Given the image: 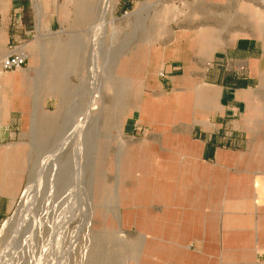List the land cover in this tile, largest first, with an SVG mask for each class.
<instances>
[{
    "label": "rangeland",
    "instance_id": "1",
    "mask_svg": "<svg viewBox=\"0 0 264 264\" xmlns=\"http://www.w3.org/2000/svg\"><path fill=\"white\" fill-rule=\"evenodd\" d=\"M232 1L134 0L122 10L117 0H54L53 26L29 37L26 65L0 69V264L159 262V253L146 258L149 243L157 247L156 218L142 220L168 205L153 185L162 156L151 146L166 150L165 139L183 131L164 116L189 87L148 90L150 57L187 55L201 70L246 67L221 54L210 61L204 43L209 33L210 43L249 37L264 46V3ZM127 117L135 127L121 131Z\"/></svg>",
    "mask_w": 264,
    "mask_h": 264
},
{
    "label": "crops",
    "instance_id": "2",
    "mask_svg": "<svg viewBox=\"0 0 264 264\" xmlns=\"http://www.w3.org/2000/svg\"><path fill=\"white\" fill-rule=\"evenodd\" d=\"M133 1L117 3L128 10ZM213 1L235 5L232 0ZM54 18V0H0L6 49L22 43L27 51L29 37L50 29ZM207 34L208 59L213 61L221 54L244 60L245 77L236 78L213 64L201 70L187 55L167 59L155 51L150 57L154 78L148 81V90L189 87L187 96L176 103L177 109L165 111L164 116L169 126L181 120L183 131L165 139L166 150L151 146V151L162 156L158 160L162 164L154 167L153 185L159 201L168 204L159 216L142 215L146 223L156 218L157 247L151 241L145 254L151 259L152 253H159L155 264H208L206 258L217 257L234 261L227 264L264 259V46L249 37H237L224 45L210 43ZM157 69L163 70V78ZM155 114L161 115V110ZM129 118L122 122L121 131L134 129ZM150 145L143 155H150ZM134 241L141 243L140 237ZM135 249L139 255L141 247ZM148 264L154 263L150 260Z\"/></svg>",
    "mask_w": 264,
    "mask_h": 264
},
{
    "label": "built area",
    "instance_id": "3",
    "mask_svg": "<svg viewBox=\"0 0 264 264\" xmlns=\"http://www.w3.org/2000/svg\"><path fill=\"white\" fill-rule=\"evenodd\" d=\"M26 59H27V52L23 44L22 43L11 44L8 46L7 55H5L1 59L0 66L5 71L17 70L20 69L25 64ZM223 69L231 72L233 76L236 78H243L246 75L245 72L246 67H244L243 65H238L234 68L224 67ZM161 75H163L162 72Z\"/></svg>",
    "mask_w": 264,
    "mask_h": 264
},
{
    "label": "bare ground",
    "instance_id": "4",
    "mask_svg": "<svg viewBox=\"0 0 264 264\" xmlns=\"http://www.w3.org/2000/svg\"><path fill=\"white\" fill-rule=\"evenodd\" d=\"M264 3V0H261Z\"/></svg>",
    "mask_w": 264,
    "mask_h": 264
}]
</instances>
